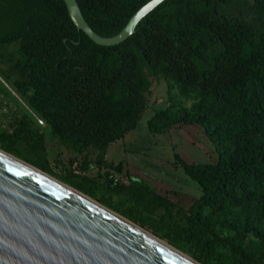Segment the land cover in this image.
I'll return each instance as SVG.
<instances>
[{
    "label": "trees",
    "instance_id": "obj_1",
    "mask_svg": "<svg viewBox=\"0 0 264 264\" xmlns=\"http://www.w3.org/2000/svg\"><path fill=\"white\" fill-rule=\"evenodd\" d=\"M150 1L77 3L92 30L108 39ZM13 45L18 56L4 59ZM0 56L8 63L2 75L48 127L42 131L25 115L12 133L0 131L3 152L199 264H264L263 0H166L113 47L78 32L64 0H0ZM151 76L173 82L184 99L196 95L197 102L172 103L148 122L149 132L198 125L218 154L217 163L207 165L177 156L203 193L187 210L147 183L117 186L110 177L99 199L97 183L83 175L86 165L57 175L48 160L49 136L77 155L94 149L96 164L106 165L110 147L137 128ZM113 196L117 205L107 202Z\"/></svg>",
    "mask_w": 264,
    "mask_h": 264
},
{
    "label": "water",
    "instance_id": "obj_2",
    "mask_svg": "<svg viewBox=\"0 0 264 264\" xmlns=\"http://www.w3.org/2000/svg\"><path fill=\"white\" fill-rule=\"evenodd\" d=\"M165 1H150L120 34L107 39L92 30L77 0H64L78 32L104 47L127 41ZM0 264L193 263L0 154Z\"/></svg>",
    "mask_w": 264,
    "mask_h": 264
},
{
    "label": "rangeland",
    "instance_id": "obj_3",
    "mask_svg": "<svg viewBox=\"0 0 264 264\" xmlns=\"http://www.w3.org/2000/svg\"><path fill=\"white\" fill-rule=\"evenodd\" d=\"M249 1L253 2V0ZM246 12L249 13L248 10ZM17 50L18 46L16 45L7 47L3 51L2 57L5 56L4 59L10 56L16 57L18 56ZM7 67V62L0 63V75L11 86L2 75V71L6 70ZM146 74L148 75L147 71ZM150 79L153 85L147 94L148 106L138 122L137 128L127 134L123 140L110 147L106 157V165L99 167L96 164L97 152L94 149L77 155L49 136L46 138L48 160L57 175L86 165L87 170L83 172V175L97 183L98 188L96 190L99 199L103 198L104 188H107V180L110 177L117 186H130L135 182L147 183L158 195L175 203L177 207L187 210L203 193L198 184L185 174L177 156L188 164L207 165L216 164L218 154L214 143L209 139L204 128L198 125L176 126L164 134L149 132L148 122L155 114L165 110L172 103H183L185 106L191 107L197 102L196 95L190 99H184L180 87L173 82L162 77L155 78V76H151ZM24 113L27 115L29 112L24 109ZM35 115L41 121L38 122L34 119L36 126L47 132V125L37 114ZM0 151L2 150L0 149ZM76 173L79 174L81 171L78 170ZM51 177L61 182L57 178ZM107 198L109 204L117 205L120 202L117 196ZM94 201L100 204L97 200Z\"/></svg>",
    "mask_w": 264,
    "mask_h": 264
},
{
    "label": "built area",
    "instance_id": "obj_4",
    "mask_svg": "<svg viewBox=\"0 0 264 264\" xmlns=\"http://www.w3.org/2000/svg\"><path fill=\"white\" fill-rule=\"evenodd\" d=\"M24 109L31 114L27 113L28 115L38 122L40 121L18 93L0 75V131L12 133L26 115Z\"/></svg>",
    "mask_w": 264,
    "mask_h": 264
},
{
    "label": "bare ground",
    "instance_id": "obj_5",
    "mask_svg": "<svg viewBox=\"0 0 264 264\" xmlns=\"http://www.w3.org/2000/svg\"><path fill=\"white\" fill-rule=\"evenodd\" d=\"M0 154H2V155H4V156L8 157L9 159H11V160L17 162L18 164L24 166L25 168H27V169L33 171L34 173H36V174L42 176L43 178H45V179L51 181L52 183H54V184L60 186L61 188L67 190L68 192H70V193L76 195L77 197H79V198L85 200L86 202H88V203L94 205L95 207H97V208L103 210L104 212L110 214L111 216L117 218L118 220L124 222L125 224L131 226L132 228L138 230L139 232H141V233L145 234L146 236L152 238L153 240L159 242L160 244L166 246L167 248L171 249L172 251L178 253L179 255H181L182 257H184L185 259H187V260L190 261L191 263H193V264H199V263H197L196 261H194L193 259H191V258H189L188 256H186L185 254H183L182 252H180V251L174 249L173 247H171V246H169L168 244L164 243L163 241H161V240L158 239L157 237L151 235L150 233L146 232V231L143 230L142 228L138 227L137 225H135V224L129 222L128 220H126L125 218L119 216L118 214L114 213L113 211H111V210H109V209L103 207L101 204L95 203L94 200L90 199L89 197L85 196L84 194H81V193H79L78 191L74 190L73 188H71V187H69V186H67V185H65V184H63V183H61V182L55 180L54 178H52V177L49 176V175H47V174H45V173H43V172H41V171H39V170H36L35 168L31 167L30 165L26 164L25 162H23V161H21V160H19V159H17V158H14V157H12V156H9V155L3 153L2 151H0ZM17 160H18L19 162H18ZM20 162H21V163H20ZM24 164H26V165H24ZM112 212H113V213H112Z\"/></svg>",
    "mask_w": 264,
    "mask_h": 264
}]
</instances>
